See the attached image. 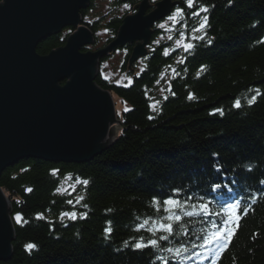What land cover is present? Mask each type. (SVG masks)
<instances>
[{"label": "trees", "instance_id": "obj_1", "mask_svg": "<svg viewBox=\"0 0 264 264\" xmlns=\"http://www.w3.org/2000/svg\"><path fill=\"white\" fill-rule=\"evenodd\" d=\"M204 6L207 13L192 16ZM178 8L184 15L175 23L174 38L192 33L208 17L206 29L198 33L204 38L192 50L183 53L173 39H164L169 41L145 58L138 74L127 72L126 53L120 70L128 83L104 79L103 72L94 81L129 105L110 147L82 164L25 159L2 173L0 187L12 200L15 240L11 259L0 264H164L165 259L167 264H211V258L199 260L204 249L192 245H200L209 221L221 216L184 217L159 249L133 248L141 237L145 243L159 238L161 233L148 229L165 213L156 211L152 198L163 207V199L176 190L181 201L192 197L189 203H208L221 215L239 200L240 219L230 221L234 235L217 264H264V0H194L193 8L184 0ZM122 18L115 14L107 22L112 38ZM84 23L96 31L97 21ZM65 30L40 43L37 53L45 56L63 47L70 34ZM67 176L80 180L78 201L60 192ZM217 184L221 187L213 191ZM65 208L78 218L60 220ZM181 244L189 251L180 260L164 250Z\"/></svg>", "mask_w": 264, "mask_h": 264}, {"label": "water", "instance_id": "obj_2", "mask_svg": "<svg viewBox=\"0 0 264 264\" xmlns=\"http://www.w3.org/2000/svg\"><path fill=\"white\" fill-rule=\"evenodd\" d=\"M91 0H2L0 2V177L21 160L86 163L111 146L121 123L109 91L94 81L99 59L135 43L129 62L147 55L154 23L178 1L133 5L116 37L104 48L94 43L79 12ZM130 1V0H122ZM76 28L65 45L41 56L37 47L66 28ZM62 83H64L62 85ZM10 198L0 187V262L11 259L14 225Z\"/></svg>", "mask_w": 264, "mask_h": 264}, {"label": "snow or ice", "instance_id": "obj_3", "mask_svg": "<svg viewBox=\"0 0 264 264\" xmlns=\"http://www.w3.org/2000/svg\"><path fill=\"white\" fill-rule=\"evenodd\" d=\"M186 5L188 8L194 7V0H185ZM231 2V0H230ZM127 7V5H126ZM207 13L208 8L204 7H197L196 11L192 12V16L200 17L201 13ZM184 9L176 8L175 13L168 17V20L173 21V23H179V18L183 17ZM208 24V17L205 15L201 18L199 26L193 29V32H201L206 29ZM160 27H164L163 24L159 25ZM186 27V25H185ZM203 36H195L191 37L192 40L196 39H203ZM181 39L185 41L181 45L180 41H177L178 46H182L185 52L192 50L195 45L193 43L188 42L189 38L184 36L181 33ZM211 43V41H209ZM167 54V53H166ZM204 66H201L203 68ZM192 94H190L189 98H191ZM256 97L253 96L251 100L248 101L249 104L255 101ZM155 109V105L152 106ZM234 107L239 108L240 102L236 101ZM55 171V170H54ZM84 185H87L89 182L87 180L82 181ZM264 183V181H261ZM221 185L217 184L213 186V191L220 188ZM29 191H31L29 189ZM179 190L174 191V193L166 199H163L161 207V201L157 197L152 198V203L155 205L156 211L160 212L161 210L165 213L159 220L153 221V227L149 228L148 231L152 232L153 235L156 233H161L158 239H149L147 243H145L144 238L141 237L134 245L133 248L136 250H142L147 247H153L159 249L160 241H167L169 237L175 234L174 227L177 224H180L184 221V217H201L204 220H208L209 217L221 216L220 220L217 221L215 218L209 221L210 227L206 230L202 243L200 245L193 244V247H201L204 249L203 253V260H207L211 258V264H217V258L220 257L221 253L228 247V244L231 242V237L234 235V231L229 227L230 221L232 223H236L240 219L239 210L241 207L240 201L237 200L234 204H229L226 206L224 210V214L221 215L220 213L213 212L208 203L200 202V203H189L193 198L188 197L187 199L181 201L180 199L176 198L179 196ZM82 199V198H81ZM203 201V197L199 198ZM255 200L253 199V203ZM72 203V201H69ZM251 205H248L244 208L243 214L247 215L249 208ZM67 216L69 219H77L78 216L75 212L71 213H62L61 219ZM37 218H40L38 215ZM16 221L19 223L21 221V216L19 213L15 216ZM148 221H145L147 224ZM106 233H110L111 229L108 228L105 230ZM187 235V232H184ZM199 238V237H198ZM33 245H28V248H32ZM165 251L173 254L177 260L181 259L183 253H187L189 249L184 245L181 244L178 248L169 247L164 249ZM196 255H201L197 253ZM164 264H167V260L165 259Z\"/></svg>", "mask_w": 264, "mask_h": 264}, {"label": "rangeland", "instance_id": "obj_4", "mask_svg": "<svg viewBox=\"0 0 264 264\" xmlns=\"http://www.w3.org/2000/svg\"><path fill=\"white\" fill-rule=\"evenodd\" d=\"M113 2H114V0H93V3L90 2L88 8H86L85 10H81V11H85V12L81 16V25H79V26L84 25V26L88 27L87 24H85L84 22H86V23L95 22L96 23V21H97V29H96V31L93 33L90 30L92 32V34H93V37H94V43L92 45H88L85 48L87 51H96L100 47L103 48V47H105V45L109 44L116 37L117 33L114 35L113 39L108 41L110 38H112L113 35L110 34L108 29L106 28V24H107L108 20L111 19L115 14H118L119 17H124V16H126V13H125L126 9L128 10L127 11L128 12L127 15L128 14L132 15V14H134L136 12V11H134L135 9H133V5H130L132 0L124 1V2L122 1V4H125V5L117 6V7L114 6L115 2H114V4H113ZM151 4H154V3H151ZM126 5H127V7H126ZM151 7L147 9L145 14L149 13L150 11H152L155 8L154 5H151ZM120 9L122 10V12H119ZM131 9H133V11H131ZM80 12H79V14H80ZM161 24L164 25L163 28L159 26ZM70 28H71L72 32L74 30H76V28H73V27H70ZM157 29H159V31H161L162 36H161V34L153 35L150 38V41H149V43H150V45H149L150 48L149 49H152V51H153V50H155L156 47L159 48V45H160L161 42H164V41L168 42L169 40L173 39L172 40L173 46H176L177 48H180L183 53H186L184 48L182 46H178V44H177V41H180L181 45L183 43H185V41L182 40L181 38H177V37L174 38V36H173V32L175 30V24L173 23V21L168 20V19L167 20H163V21H161V22H159L157 24ZM152 31L155 32L156 30L153 29ZM163 32H166V33L164 34ZM69 33H70V30H65L63 32L64 35L69 34ZM198 33H200V32H195V33L192 32V33L186 34V37L189 38L188 42L193 43L195 45V43H196V41L198 39L192 40L191 37L193 35L199 36ZM164 39H169V40H164ZM133 44H135V43H133ZM133 44H127V45H125L123 47L117 48L114 51L113 55L111 54L110 56H108L107 60L104 61L103 65L100 67V72L101 73L102 72L105 73L107 71L105 73V76L108 79H110L111 81H116V82L119 81L118 83H128L129 81H125L126 78H127V75H125L124 74L125 72L123 73L120 69L122 67V63H123L122 61L124 60L125 54L126 53H130L131 54L132 51H130V46L133 45ZM163 44H165V43H163ZM134 46L135 45H133V47ZM168 49L169 48H167V50ZM146 50L148 52V49H146ZM144 58H147V57H144ZM164 74H165V70L162 72V75H163L162 77L164 78V80L169 79V76L168 75L166 76ZM160 93H162V91H160ZM113 98H115V102H114L115 117L122 124V113L124 111L128 110L129 105L125 101H122L121 99L116 97L115 95L113 96ZM119 132H120V129L116 133L117 137L119 136L118 135ZM69 164H71V163H69ZM72 164H77V163H72ZM79 183H80L79 179L73 178L72 176H67L62 181L60 192H62V193L65 192L66 194L65 193L64 194L67 195L69 199H73L74 200V198H75V200L78 201V200H80V197H81L79 194H77L78 189H79V185H80ZM9 198H10V201H12L10 196H9ZM66 210H67L66 208L63 209L61 211V213H65ZM12 216H13V211H12V214L10 215L12 223H13ZM49 216L50 215L46 216V218L48 220L50 219ZM65 217H67V216H65ZM59 219L62 220L61 219V215L59 216ZM56 220H58V219L56 218ZM15 222H17L16 219H15ZM13 225H14V223H13ZM14 232H15V227H14ZM14 240H15V234H14ZM14 240H13V242H14ZM12 251H13V246H12Z\"/></svg>", "mask_w": 264, "mask_h": 264}, {"label": "bare ground", "instance_id": "obj_5", "mask_svg": "<svg viewBox=\"0 0 264 264\" xmlns=\"http://www.w3.org/2000/svg\"><path fill=\"white\" fill-rule=\"evenodd\" d=\"M132 1H135V0H132ZM140 1L141 0H139L137 3L139 4L140 3ZM178 2H180V3H183V1L184 0H177ZM91 3H93V0H91L90 1ZM136 3V4H137ZM149 3H150V0H149ZM156 3V2H155ZM150 5H154V4H151L150 3ZM151 7V6H150ZM152 8V7H151ZM80 16H81V14H80ZM168 19V15L166 16V17H164V19H162V20H160V21H158V22H156V23H154V25L152 26V28H151V31L153 30V29H155L156 31L154 32V31H152V33H151V37L153 36V35H155V34H161V36H162V33L160 32V31H158L157 30V24L159 23V22H161V21H163V20H167ZM150 45V43H148V45H146L145 46V48L146 49H148V52H147V54L148 55H146V56H144V57H148L150 54H151V50L149 49V46ZM102 47H100V48H98V49H101ZM104 48V47H103ZM113 53H114V51L112 52V53H109L108 55H106V56H103V57H101L100 59H99V63H98V69H97V74H101V72H100V67L103 65V63H104V61L105 60H107V58H108V56H110L111 54L113 55ZM129 54V55H128ZM127 54V59H129L130 58V53H128ZM126 55V54H125ZM143 56H141V57H139L137 60H135L134 62H129V67H130V69H127V72H131V73H133V72H135V74H138V70H137V67H139V66H141L142 65V63H143V61L145 60V58H144ZM123 63H126V61L125 60H123L122 61ZM122 63V64H123ZM125 65H127L128 66V61H127V64H125ZM126 66V67H127ZM107 72V71H106ZM105 72V73H106ZM105 73L103 72V74L102 75H104L105 76ZM104 79L105 78H107L106 76L105 77H103ZM108 80H110V79H108ZM64 84V83H63ZM62 84V85H63ZM108 91V90H107ZM114 96V95H113ZM113 96H112V101L113 102H115V98H113ZM116 137H117V135H116ZM116 139V138H115ZM114 141L115 140H113V143H114ZM112 143V144H113ZM111 144V145H112ZM102 153H99L98 155H101ZM5 195H7L6 193H5ZM10 206H11V209H12V204H10ZM13 211V210H12Z\"/></svg>", "mask_w": 264, "mask_h": 264}, {"label": "flooded vegetation", "instance_id": "obj_6", "mask_svg": "<svg viewBox=\"0 0 264 264\" xmlns=\"http://www.w3.org/2000/svg\"><path fill=\"white\" fill-rule=\"evenodd\" d=\"M136 5V4H135ZM133 9H134V7H133Z\"/></svg>", "mask_w": 264, "mask_h": 264}]
</instances>
